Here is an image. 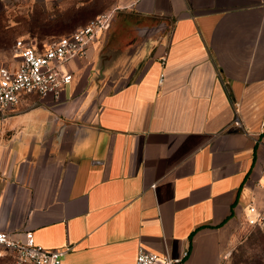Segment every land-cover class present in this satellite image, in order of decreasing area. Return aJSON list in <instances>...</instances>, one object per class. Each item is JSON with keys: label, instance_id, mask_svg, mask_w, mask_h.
<instances>
[{"label": "crops", "instance_id": "0c3cea01", "mask_svg": "<svg viewBox=\"0 0 264 264\" xmlns=\"http://www.w3.org/2000/svg\"><path fill=\"white\" fill-rule=\"evenodd\" d=\"M124 8L168 30L131 71L91 86L104 34L60 99L0 110V230L67 248L62 264H135L141 247L224 264L250 207L264 211V0H113L108 11Z\"/></svg>", "mask_w": 264, "mask_h": 264}, {"label": "rangeland", "instance_id": "374dc122", "mask_svg": "<svg viewBox=\"0 0 264 264\" xmlns=\"http://www.w3.org/2000/svg\"><path fill=\"white\" fill-rule=\"evenodd\" d=\"M53 12L44 10L40 2L0 0V65L12 58L18 37L51 41L74 31L98 13L111 9L113 0H57ZM160 22L138 20L129 9L117 10L104 39L87 67L91 86L122 77L135 66L132 55L147 40L167 37L168 30ZM0 264H15L9 253L0 250ZM224 264H264V219L243 220L235 230L224 254Z\"/></svg>", "mask_w": 264, "mask_h": 264}, {"label": "built area", "instance_id": "2783aa9c", "mask_svg": "<svg viewBox=\"0 0 264 264\" xmlns=\"http://www.w3.org/2000/svg\"><path fill=\"white\" fill-rule=\"evenodd\" d=\"M112 16V11L97 14L74 31L47 42L18 37L11 60L0 65V110L16 107L26 95L60 99L74 81L73 61L89 56L90 48L107 31ZM250 210L256 213L249 218L250 222L264 219V211H258L254 206ZM21 234L0 230V250L11 253L16 264H62L67 248H45L35 242L32 231ZM188 255L189 252L184 251L181 256L173 257L141 247L135 264H186Z\"/></svg>", "mask_w": 264, "mask_h": 264}, {"label": "trees", "instance_id": "16d2710c", "mask_svg": "<svg viewBox=\"0 0 264 264\" xmlns=\"http://www.w3.org/2000/svg\"><path fill=\"white\" fill-rule=\"evenodd\" d=\"M68 34V33H67ZM64 35V34H63ZM59 36H61V35H59ZM24 37H26V36H24ZM30 37V36H29ZM16 41V40H15ZM15 43V42H14ZM14 45V44H13ZM9 255L11 256V258L13 259V261L15 262V264H16V261H15V258H14V256L11 254V253H9ZM28 264V263H27Z\"/></svg>", "mask_w": 264, "mask_h": 264}]
</instances>
